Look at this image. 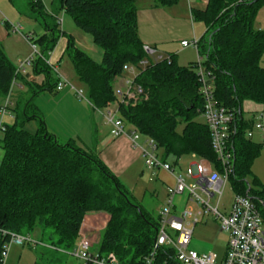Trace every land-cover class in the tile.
<instances>
[{"label": "trees", "instance_id": "obj_1", "mask_svg": "<svg viewBox=\"0 0 264 264\" xmlns=\"http://www.w3.org/2000/svg\"><path fill=\"white\" fill-rule=\"evenodd\" d=\"M57 6L48 13L40 0H28L25 14L36 20L45 34L34 42L46 56L60 37H66L65 54L71 60L78 79L87 87V99L95 109L115 100L114 82L124 66L137 67L146 59L137 31L139 0H54ZM154 7L166 8L179 0H149ZM11 2V0H10ZM264 0H208L204 11L192 13L195 21L205 25L198 53L202 64L214 78L216 103L233 114L229 149L234 156L228 177L235 194L249 196L264 223V186L252 175L251 167L261 151L260 144L247 138L254 122L243 115V103H264V31L252 28L254 17ZM72 18L75 26L92 37L102 50V60L95 62L80 49L74 39L60 30L58 14ZM141 68L135 83L146 92L147 100L136 106L121 107L126 124L143 136L153 139L160 158L185 155L208 160L213 168H222L210 144L205 123L198 120L202 100L198 93L197 62L178 66L175 57ZM32 72L43 75L41 86L16 76L15 66L0 44V97L5 98L15 78L29 90V97L10 108L13 124L5 125L0 139V264L1 252L8 241L1 231L29 235L50 253L71 251L78 241L84 217L105 213L109 220L100 232L97 253L112 254L119 264H144L159 231V217H153L139 203L94 152L80 148L74 140L60 143L48 132L35 106L36 97L55 89L52 71L40 59ZM14 106V103H12ZM31 111V112H30ZM34 120L37 130L24 129ZM182 126L178 131V126ZM251 178V184L247 178ZM253 185V186H252ZM43 239L46 241L44 242ZM36 246V247H37ZM30 248V247H29ZM35 249V248H34ZM49 257V256H48ZM58 264L59 258L35 264ZM152 264H179L172 248H159Z\"/></svg>", "mask_w": 264, "mask_h": 264}, {"label": "built area", "instance_id": "obj_2", "mask_svg": "<svg viewBox=\"0 0 264 264\" xmlns=\"http://www.w3.org/2000/svg\"><path fill=\"white\" fill-rule=\"evenodd\" d=\"M57 23L61 26L60 18ZM21 31L22 27L20 24L11 26L12 33L23 35ZM23 37L30 43L31 55L25 60H19L16 63V76H26V68H33L35 61L40 59L57 75L55 91L61 92L67 89L77 98L88 101L87 97H84L82 90L75 89L65 81L60 75L58 67L50 63L49 59L40 52L32 34H24ZM180 45L182 47H192L198 51L199 41L196 39L182 41ZM143 51L152 62L163 59L170 61L169 56L159 55L149 45H143ZM147 58L140 61L137 67L124 66L123 74L131 73L134 78L131 80L126 79L122 86L114 87L115 100L113 102L108 103L102 109H94L100 113L104 123L110 127L111 138L117 139L126 135L129 137L132 147L141 151L146 167L172 172L173 167L159 158L153 139L144 137V145L139 144V139L143 135L131 125L130 129L127 130V124L120 115L121 107H133L148 98L143 88L135 83V77L139 70L150 64ZM202 62L203 60L199 58L196 68V76L199 83L198 93L202 100L201 117L208 127L211 148L221 165L222 173L218 171L206 173V164L195 163L193 166L194 170H189L188 173V177L194 181L193 184L188 185L181 175L175 177V184L167 189L168 197L159 213L158 235L153 249L145 259L144 264H152L156 251L161 247L172 248L179 264H264V223L256 205L249 196L236 194L228 214H222L218 210L224 185L228 182L234 163V156L228 147L232 134L233 114L230 110L216 103L214 78ZM10 98L11 95L8 92L4 105L0 106V131L5 129L3 119L6 116L13 117L10 109L12 108ZM254 131H258L261 134L260 147L264 151V103L257 114L252 129L246 132L247 138L251 139ZM207 165L209 166L208 162ZM182 194H187L189 200L199 204L202 210L194 212L188 207L182 210L179 215H174L172 213L174 197ZM211 199H216L215 206L210 205ZM204 214L212 215L218 222L219 230L228 234L225 257L221 261H218L216 255L212 252L198 253L189 248L192 239V228L201 220ZM1 233L8 238L1 252L2 263L7 257L9 246L11 245H27L33 249L37 245H42L29 235L9 231H1ZM97 239L98 236H88L82 230H79L76 246L71 251L64 253L76 258L82 264H119L112 254L100 256L98 253L90 252L96 245Z\"/></svg>", "mask_w": 264, "mask_h": 264}, {"label": "crops", "instance_id": "obj_3", "mask_svg": "<svg viewBox=\"0 0 264 264\" xmlns=\"http://www.w3.org/2000/svg\"><path fill=\"white\" fill-rule=\"evenodd\" d=\"M1 1L3 0H0V3ZM54 2L55 1L52 2V5ZM207 2L208 0H179L176 5L160 8L154 7L149 0H139L137 2V31L140 41L143 45L153 47L159 55L174 56L178 66L187 67L197 62L200 58L198 51L192 47H182L180 43L182 41H191L192 39L199 41L204 35L206 31L205 25L201 22L195 21L192 17V13L204 11ZM10 3L12 5V2ZM11 7L14 9L15 14L6 9V7L5 10L3 8L5 12L0 8V44L2 45L9 61L13 65H16L15 63H17V61L29 55L31 49H29L30 43L23 37V35L30 33L33 35L34 40H36L45 33L40 24L36 20L29 18L25 14V11H18L13 5ZM45 9L48 13H53L52 10ZM7 17L13 19L11 20L13 23L9 22V18ZM15 21L22 27L23 35L11 32V26ZM38 27L40 28L39 33H33L32 31ZM60 30L65 32V34L70 35L80 49L84 51L86 50L89 53L93 52L92 47L87 44L86 39H84L86 40L84 44V42L77 38H85L82 35H79L80 33H68V30L66 32L62 26H60ZM15 42H17V46L15 45ZM66 44V37H60L52 52L46 55L50 63L55 64L58 69L63 55L65 54ZM183 64H187V66ZM125 74L115 80L114 87L123 85L124 80H126V77L124 76ZM25 80L36 86H41L45 82L43 75H34L33 72L28 73L25 76ZM118 81H120V83L117 84ZM22 90V93L16 95L17 97L12 102L14 103L12 108H15L16 103H18L20 99L23 101L28 98L27 95L29 94V90L24 87H22ZM40 97H47L42 105L37 103V100ZM47 101L49 102L46 105ZM262 105L263 104L245 101L243 103L244 118L248 121L251 120L254 122L259 110L262 109ZM35 106L40 112L48 132L53 134L58 141L65 143L68 140H74L83 150L94 152L108 169L119 178V180L132 181L135 175L145 177L146 174H149L155 181L152 184L145 183L146 191L144 196L146 193L151 195V198H153L152 207L157 202L155 211L156 216L158 217L168 197L167 189L175 184V177L181 175L184 177L185 181L186 179L193 181V179L189 178L179 166V159L176 164H174V158H172L173 162L169 161L171 157L165 161L173 167L172 172L146 167L141 151L132 147L127 135L121 136L117 139L111 138L110 127L104 123L100 113L92 107L89 101L77 98L67 89L62 90L61 92H57L55 89H53L52 92H42L36 97ZM201 122L204 123V121ZM126 128L129 130L130 125L127 124ZM24 129L29 133H34L37 130L36 121H27L24 125ZM144 137L145 136H142L139 139V144L144 145ZM251 140L260 144L261 134L258 131H254ZM193 158L196 159L194 155ZM208 163L209 166L207 165V162L205 163V166L209 169L212 165L209 161ZM189 165L190 170L193 171L195 163L191 162ZM211 170H213L212 172L216 171L214 168ZM232 203L233 201L231 200L230 203L221 206V202H219V212L222 214H228L231 210ZM141 206L150 212L148 208L149 206ZM188 207L194 212L202 210L199 204L189 200L187 194L174 197V206L172 209L174 215H179L182 210ZM108 220L109 216L105 213H90L84 217L80 230L88 236H94L95 234L98 236L96 245L90 250V252L97 253L96 250L97 245H99L100 242V232L105 228ZM214 226L219 229L218 222L212 215H202L201 220L192 228V239L189 248L198 253H214L212 250L215 248L214 245L212 244L213 246H210V244L203 242L209 237H211L209 241L212 242L214 236L211 235L208 229L212 230ZM216 234L221 237L220 239L225 245V250L220 260L215 254L217 260L221 261L225 257L228 234L222 231L217 232Z\"/></svg>", "mask_w": 264, "mask_h": 264}, {"label": "rangeland", "instance_id": "obj_4", "mask_svg": "<svg viewBox=\"0 0 264 264\" xmlns=\"http://www.w3.org/2000/svg\"><path fill=\"white\" fill-rule=\"evenodd\" d=\"M53 1L54 0H42V3L44 4L45 8H47L48 10L49 9L54 10V8L57 6V4L52 5ZM11 2H12L13 7L18 11H27L29 9L28 0H11ZM12 5L9 2V0H6V2H5V0H3L0 3V8L3 12H5L4 10L6 7V9L10 10V12H13L15 14L14 9L11 7ZM3 8H4V10H3ZM7 18H9V22H12L11 20H13V19H11L10 17H7ZM59 18L61 20V26L64 28V30H66V32L68 30V33H80L79 35H82L83 37H85V38H81V37H77V38H79V40L84 42V44H85V41L87 40L86 42L89 46L92 47L93 52L89 53L88 51H86V50L85 51L90 55V57L95 62L100 63L102 60V50L100 48H98L93 43L92 37L90 35L84 33L83 31H81L80 29H78L75 26L72 18L69 17L68 15L64 14L63 12L59 13ZM62 21H63V23H62ZM17 24L18 23H16V21H15L14 24H12V25H17ZM252 28L255 31H260V30L264 31V7L261 8L257 12L256 16L254 17ZM39 31H40V28L38 27L37 29L35 28V30L32 32L33 33H39ZM75 36H77V35H75ZM84 39H86V40H84ZM12 43H13V41H12ZM15 45L17 46V42H15ZM29 49H30V46H29ZM30 55H31V49H30V53L27 57H29ZM27 57H24L21 60H25ZM183 65H185V64H183ZM260 65L264 68V53L261 56ZM185 66H187V64ZM26 70H27V74H28V73L32 72V67H27ZM59 73L65 79V81H67L75 89L82 90L84 97L87 96V94H88L87 87L84 83H82L78 79L76 72L73 68V65L71 63V60L68 58V56L66 54L63 55L62 61L59 65ZM124 76L126 77V79H130V80L134 78V75L131 73H127ZM52 77H53L54 81L55 80L57 81V75H55L53 72H52ZM118 83H120V81H118L117 84ZM22 91L23 90L21 87L20 80L18 78H15L14 82L12 83V85L10 86V89H9V93L11 95L10 100L13 102L14 99L17 97L16 95L21 94ZM27 97H29V94L27 95ZM46 99H47V97H45V98L40 97L37 100V103L39 105H42L46 101ZM49 101H50V99H49ZM49 101H47L46 105L48 104ZM4 102H5V98L0 97V106H3ZM198 120L203 121L202 118H198ZM13 121H14V119H12V117H8V116H6L3 119V123L5 125H11V124H13ZM181 129H182V126L181 125L178 126L179 132L181 131ZM3 132L4 131H0V139L3 137ZM59 142L63 143L61 141H59ZM161 152L162 151H160V150L158 151L159 157L161 156ZM2 153H3L2 149L0 148V159L2 157ZM169 161H172V157L170 158ZM178 161H179V166L184 171V173H186V175H188V173H189V170H190L189 164L191 162L203 163L204 165H205V162H208V160L200 158V157H196V159H194L193 155H185L181 159H179ZM211 169H213L212 166H210L209 169L206 168V173L212 172L213 170H211ZM251 171L253 173L252 175L254 177L256 176L255 178L259 181V183L262 186H264V152L263 151H260L257 158L254 160L252 167H251ZM251 178L250 177L247 178V181L249 184H251V181H252ZM154 181L155 180L152 177H150L149 174H146L145 177H140L139 175H135V177L132 181H129V180L128 181H125V180L121 181L120 180V182L124 185V187L127 189V191L131 194L132 199L135 202L139 203L140 205L149 206L148 208L151 212V215L153 217H156L155 209H156L157 202L152 207L153 198H151V195H149V193H146V195L144 196L145 191H146L145 190L146 184L147 183L152 184ZM186 183L188 185H190V184H193L194 182L190 179H186ZM198 194H200V192H198ZM234 196H235V194L232 191V187H231L230 182L225 183L224 188H223V194H222L221 201H220L221 206L224 204L230 203L231 200L233 201ZM215 203H216V199H211L210 205L215 206ZM208 230L211 233V235L214 236V238L212 239V242L209 241L211 239V237L206 238L203 242L206 244H210V246L214 245L215 248H213L212 250L214 251V254H216L218 259L220 260L223 256V253L225 250V245H224L223 241H221V239H220L221 237L217 236V234H216L217 232H220V230L216 226H214L212 228V230H210V229H208ZM43 241L46 242L44 239H43ZM48 256L49 257L51 256L52 258H57V259L59 258L58 264H82L79 260H77L76 258H74L68 254L50 253L41 247L37 246L35 249H33V248H29V246H27V245H25V246L11 245V246H9L8 254H7V257L3 261V264H35V262L41 263V262H45L46 259H49ZM50 264H54V263L50 262Z\"/></svg>", "mask_w": 264, "mask_h": 264}]
</instances>
